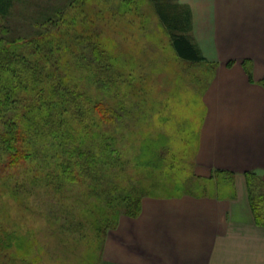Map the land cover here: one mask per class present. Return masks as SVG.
I'll return each mask as SVG.
<instances>
[{
	"label": "rangeland",
	"instance_id": "374dc122",
	"mask_svg": "<svg viewBox=\"0 0 264 264\" xmlns=\"http://www.w3.org/2000/svg\"><path fill=\"white\" fill-rule=\"evenodd\" d=\"M171 2L177 3L175 9L179 14L190 11L188 33L200 47L205 33L199 32V27L207 24L196 13L193 19L191 7L184 5L183 0ZM124 3L123 0H14L9 16L0 17V33H71L77 37L84 35V40L95 38L96 43L105 47L109 79L115 81L107 96L111 95L110 101L119 100L127 105L131 113L123 125L130 135L119 140V144L138 148L144 155L143 162L151 158L153 151L154 161L152 168L141 164L139 169L146 170L150 183L144 182L143 172L119 179L120 184L109 185L106 198L84 195L86 186L67 188L63 197L40 190L42 184L36 190L27 185L16 193V184L8 177H0V264H172L171 253L164 250V239L154 242L146 239L144 244L137 245L130 230L143 216L145 206L186 196L233 195L235 179L233 185L220 177L210 182L216 172L229 171L218 169L215 163L205 166L201 155L211 143V139L205 143L210 135L205 130L208 96L223 71L234 69L237 59L223 63L218 60L220 55L211 53L207 58L202 52L207 63L184 62L177 57L168 31L148 0H135L137 9ZM50 17L60 20L57 26L45 24ZM213 47L212 43L206 49L213 51ZM112 55L123 59L118 69H110ZM133 90L137 93L132 96ZM160 151L164 157L171 154L170 157L179 159V167L169 174H159L156 165ZM215 159L216 156L209 157L208 161ZM181 168L188 175L182 176L183 172L178 170ZM152 169L156 170L153 175ZM132 182L139 186L137 191L130 187ZM210 183L208 192L205 186ZM116 185L127 187L128 194L121 197ZM201 191L204 196H200Z\"/></svg>",
	"mask_w": 264,
	"mask_h": 264
},
{
	"label": "trees",
	"instance_id": "16d2710c",
	"mask_svg": "<svg viewBox=\"0 0 264 264\" xmlns=\"http://www.w3.org/2000/svg\"><path fill=\"white\" fill-rule=\"evenodd\" d=\"M13 1L0 0V17L9 16ZM123 1L126 6L138 8L135 0ZM148 1L168 31L177 57L188 63H207L188 33L190 11L179 14L177 3L171 0ZM59 21L50 17L44 22L57 26ZM84 39V35L71 33H0V177L12 180L16 193L27 185L36 190L42 184L40 190L63 197L67 188L86 186L84 195L106 198L109 185L120 184L119 179L140 172L144 182L150 183L146 170L139 169L141 164L153 167V151L151 158L143 162L144 155L138 148L119 144L130 135L123 125L131 113L127 105L110 101L111 95L107 96L115 81L109 79L105 47L95 38ZM121 58L112 55L110 69H118ZM136 93L133 90L132 96ZM162 151L156 169L159 174H169L180 161L171 154L164 157ZM182 169H178L182 176L188 175ZM215 174L210 182L220 177L233 185V173ZM211 184L205 186L207 191ZM247 185L256 221L264 226V180L256 172H249ZM137 186L135 182L130 184L136 191ZM115 188L121 197L128 194L127 187ZM200 194L205 195L203 191Z\"/></svg>",
	"mask_w": 264,
	"mask_h": 264
},
{
	"label": "crops",
	"instance_id": "0c3cea01",
	"mask_svg": "<svg viewBox=\"0 0 264 264\" xmlns=\"http://www.w3.org/2000/svg\"><path fill=\"white\" fill-rule=\"evenodd\" d=\"M183 4L191 7L193 19L196 13L207 24L199 27L205 33L199 42L203 54H218L223 63L237 59L207 95L204 128L210 135L206 140L203 135V144L211 143L201 155L205 166L215 163L233 173L234 196L152 202L130 230L137 245L164 239L172 264H264V226L256 221L247 185L249 172L264 180V0ZM212 43L214 49L208 51ZM212 154L216 159L208 161Z\"/></svg>",
	"mask_w": 264,
	"mask_h": 264
}]
</instances>
